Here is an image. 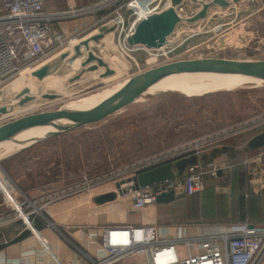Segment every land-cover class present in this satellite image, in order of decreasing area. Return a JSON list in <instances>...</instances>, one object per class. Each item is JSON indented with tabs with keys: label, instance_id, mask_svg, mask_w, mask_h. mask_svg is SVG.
Listing matches in <instances>:
<instances>
[{
	"label": "rangeland",
	"instance_id": "1",
	"mask_svg": "<svg viewBox=\"0 0 264 264\" xmlns=\"http://www.w3.org/2000/svg\"><path fill=\"white\" fill-rule=\"evenodd\" d=\"M170 3L168 0V6ZM194 5L189 2L184 3L182 14L188 13L195 7ZM242 16L218 26L216 32L220 34L232 30L234 34L232 32L225 35L229 39L235 35L238 36L241 31L243 36L244 29L240 26L243 23ZM185 25L187 24H178L167 44L166 52L170 61L201 56L264 59V29H254L253 35L245 44L213 45L214 40H211L210 45H207L209 47H205V45H198L199 39L195 38L190 31L195 28V24L191 23L190 26L187 25L188 27ZM238 26L242 28L239 27L240 30L237 33L233 29ZM107 29L109 28L99 29V33H104L102 37L104 40L99 45H95L94 49L111 68L114 70L117 68L118 72L101 77L100 73L104 71V68H101L86 71L79 78H75L83 67L80 63L76 68V63H73L74 72L67 79L61 78L72 71L71 63H67L59 72L50 74L57 75L56 78L62 85L66 84V90L61 91L59 98L43 97L44 93L58 91L40 85L30 92L35 96L34 99L21 105V97L18 95L26 88V85L18 88L13 81L22 75V70L26 67L34 68L38 62L30 66L22 65L20 71L0 84V107L6 106L9 108L8 113H12L11 116L5 115L4 118L57 109L64 103L80 100L86 94L163 64L165 56L164 54L161 56L162 52L146 46L137 51H131L124 46L123 40L122 43L119 42L116 34L108 35L110 30ZM214 36L213 32L207 33V37ZM76 38L80 39L69 41V38L65 37V43L48 46L46 49L49 51L45 49V56L41 61L63 49H66L65 54L71 53L72 59L77 58H74L76 51L72 45L79 43L83 37L78 35ZM84 57H86L85 53ZM36 78L40 81L38 77ZM243 85L232 90L193 96L176 91L145 93L135 102L101 121L76 127L60 135L46 137L8 157L0 158V170L4 173L2 178L9 183L13 198L23 203L25 212L34 211L30 201H36L40 207L44 205L45 200L42 197L46 194L40 193L49 187L50 182L53 186L50 189H56L80 180L85 174L93 176L96 173L126 165L141 156L198 138L204 133L263 111L264 85L259 87H243ZM0 151L4 152V148L0 147ZM103 189H116V186L109 183ZM33 196L35 198L31 199ZM0 197L12 205L1 185Z\"/></svg>",
	"mask_w": 264,
	"mask_h": 264
},
{
	"label": "built area",
	"instance_id": "2",
	"mask_svg": "<svg viewBox=\"0 0 264 264\" xmlns=\"http://www.w3.org/2000/svg\"><path fill=\"white\" fill-rule=\"evenodd\" d=\"M186 2L192 3L190 0L184 1ZM46 3L47 0H0V84L20 71L22 65L30 66L38 62L34 66L38 68L48 46L65 43L62 33L52 35L50 24L54 21L103 14L100 18L101 25L114 27L108 35L116 34L120 43L123 40L125 47L137 51L145 46L129 45L127 37L132 35L139 21L168 7V0H97L85 5L70 4L62 9H47ZM194 6L185 14H182L183 7L180 6L178 12L182 17L192 16L202 5ZM74 37L69 41L79 40ZM166 47L167 45L153 48L162 52L161 56L164 54L166 58L164 57L163 63L170 61ZM9 119L12 118L5 120ZM263 125L264 110L204 133L198 138L141 156L126 165L93 176L85 174L80 180L47 193L42 197L45 202L41 207L36 201H30L31 205L34 211L42 212L45 205L77 195H88L92 200L95 195L110 191L103 189L109 183H121L120 187L124 192L120 194L117 186L114 191L129 199L134 208L154 203L158 195L172 189L176 191L179 187L186 194L192 195L203 189L206 176L216 177L222 170H231L233 167L231 162L224 159L202 160L201 155L205 149L219 146L234 136ZM192 154L198 160L190 163L182 176L139 188L129 180L140 172ZM243 164L251 175L252 191L262 193L264 152L245 156ZM10 202L13 212L0 215V226L19 216L37 234L30 218L34 211L25 212L23 203L15 198L11 197ZM92 237L101 246L100 251L90 257L88 264H264V225L250 222L202 224L195 231L180 229L174 235L162 231L156 223L103 226L93 232ZM43 245L48 249L46 242ZM56 264L64 263L56 258Z\"/></svg>",
	"mask_w": 264,
	"mask_h": 264
},
{
	"label": "crops",
	"instance_id": "3",
	"mask_svg": "<svg viewBox=\"0 0 264 264\" xmlns=\"http://www.w3.org/2000/svg\"><path fill=\"white\" fill-rule=\"evenodd\" d=\"M94 1L96 0H47L46 8L62 9L70 4L85 5ZM236 6L239 10L234 9L233 13L228 14L227 8L215 5L209 10L207 18L193 23L195 28L191 33L199 39L198 45L209 47L207 45H210L211 40H214L213 45L245 44L250 40L254 29H264V0H241ZM102 16L103 14L88 15L72 21H67L70 19L64 22L54 21L50 24L51 33L52 35L63 33L69 39L71 35L75 36V39H80L76 38L78 35L83 38L89 37L99 33V29L107 28L101 25ZM241 16L243 23L240 26L244 29L243 36L241 31L240 37L235 35L229 39L225 35L232 33V30L220 34L216 32L218 26L237 20ZM210 17L214 18L211 23ZM186 24L190 26L191 23ZM206 24L210 25L208 29L204 28ZM187 25L185 26L188 27ZM240 26L233 30L238 33L242 28ZM201 27H203L202 31H200ZM212 32L215 36L207 37V33ZM228 39L229 43H227ZM103 40L100 38L91 41L90 48L98 54L94 46L99 45ZM74 45H72L73 49ZM65 50L52 54L38 66L44 63L50 64L48 77L54 79L49 85L43 84V86L55 89L58 93L66 90V84L62 85L56 78L57 75L50 74L59 72L67 63H71L72 71L61 77L67 79L75 70L73 62L82 61V57L72 59L71 53L65 55ZM46 51L48 52L49 49ZM82 51L86 53L87 49L83 47ZM70 60L72 62H68ZM20 76L14 79V84L21 80L23 76ZM24 78L35 77H30L28 74ZM6 114L0 115V124L6 121L4 119ZM261 134H264V125L234 136L219 146L205 149L201 155L202 160L224 159L231 162L233 167L231 170H222L216 177L206 176L203 189L192 195L186 194L183 188L179 187L176 189V198L173 201L154 202L143 208H134L130 200L124 197L97 203L95 197L98 195L92 200L88 195H77L45 205L42 212L38 210L31 212L30 218L37 234L18 216L14 221L0 226V264H56V258L64 264H88L90 257L95 256L101 246L92 237V233L103 226L156 223L162 231L174 235L180 229L195 231L202 224L250 222L264 225V191L259 194L252 191V178L243 164L245 156L264 152V143L253 146V142ZM3 175L0 170V185L8 197L13 198L9 183L2 178ZM48 186L45 191H41V195L53 190L50 189L53 187L52 182L48 183ZM108 190L110 191L107 192H111L114 189ZM11 211L13 212L11 205L0 197V215ZM42 241L47 243L49 250L44 247Z\"/></svg>",
	"mask_w": 264,
	"mask_h": 264
},
{
	"label": "water",
	"instance_id": "4",
	"mask_svg": "<svg viewBox=\"0 0 264 264\" xmlns=\"http://www.w3.org/2000/svg\"><path fill=\"white\" fill-rule=\"evenodd\" d=\"M184 1L186 0H170V6L139 21L132 35L127 37V43L129 45L141 44L148 48H160L170 42L169 37L175 33L178 24L194 23L207 18L209 10L215 5L227 8L229 14L234 9L238 10L236 5L241 2V0H211L209 2L190 0V2L201 4L202 6L194 15L182 17L178 12V8L182 6ZM213 19V17L209 18L210 23L213 22ZM209 27V24L204 25L205 29ZM107 30L112 31L114 27H110ZM190 31L193 32L192 30ZM103 36V32L93 34L81 39L79 43L74 45L76 51L74 58L78 56L84 57L82 48L87 49L85 53L86 57L81 62L83 69L75 78H79L86 71H94L101 68H104V71L100 73L101 77L111 76L115 73V70L109 66L108 62L90 48L91 41L98 40ZM49 69L50 64L44 63L35 69L32 74L39 79H43L49 74ZM195 72L239 73L264 79V59L201 56L169 61L133 75L116 92L89 109L71 110L60 106L57 109L43 110L6 120L0 124V142L14 137L17 133L27 128L54 123L61 119H68L71 123L59 127L50 136L60 135L76 127L101 121L135 102L140 96L145 94L149 87L159 80L175 74ZM30 92L31 89L26 87L19 93L18 96L21 97V105L34 99L35 96L30 94ZM43 97L56 99L60 97V93L47 92L43 94ZM6 113H8V107L1 106L0 115ZM197 160V156L192 154L179 158L174 162H167L140 172L129 180H132L135 187L139 188L167 179H173L176 176H182L187 166ZM120 184L118 183L117 187L119 193L122 194L124 189H121ZM117 196L116 191H111L98 195L95 197V201L97 203H104L114 200ZM175 198L176 191L172 189L158 195L156 202H170Z\"/></svg>",
	"mask_w": 264,
	"mask_h": 264
},
{
	"label": "bare ground",
	"instance_id": "5",
	"mask_svg": "<svg viewBox=\"0 0 264 264\" xmlns=\"http://www.w3.org/2000/svg\"><path fill=\"white\" fill-rule=\"evenodd\" d=\"M76 62H78V64ZM73 63H76V65L79 66L80 61L75 60ZM27 69H32V68L26 67L24 70ZM24 70H22V72ZM34 70L35 69H33V71ZM33 71L28 73L30 74V77H35L32 74ZM48 76L49 75H47L43 79H40V81H37L36 77L32 79L24 78V80L21 81L16 86H18L19 88L22 85H26V87H29L32 91L37 89L40 85L43 84L49 85L54 78ZM256 78H260V79H256ZM126 80L116 83L114 85L104 87L89 94H86L80 100H72L67 103H64L61 107L71 110L89 109L100 103L105 98L112 95L114 92H116L120 87L124 85ZM242 85L243 87H249V86L259 87L264 85V79L257 76H251V75H245L239 73H223V72L180 73V74L167 76L159 80L151 87H149L145 93L155 94L160 91H169V92L176 91L184 95L193 96V95H201L207 92L232 90L235 88H240ZM69 123H71L70 120L61 119L54 123L34 126L20 131L14 137L0 142V147L4 148V152L0 151V158L2 159L8 157L13 153L20 151L24 147L29 146L38 140L49 137L59 127H62L63 125Z\"/></svg>",
	"mask_w": 264,
	"mask_h": 264
},
{
	"label": "trees",
	"instance_id": "6",
	"mask_svg": "<svg viewBox=\"0 0 264 264\" xmlns=\"http://www.w3.org/2000/svg\"><path fill=\"white\" fill-rule=\"evenodd\" d=\"M264 143V134H261L259 136V138H257L254 142H253V146H258L260 144Z\"/></svg>",
	"mask_w": 264,
	"mask_h": 264
},
{
	"label": "flooded vegetation",
	"instance_id": "7",
	"mask_svg": "<svg viewBox=\"0 0 264 264\" xmlns=\"http://www.w3.org/2000/svg\"><path fill=\"white\" fill-rule=\"evenodd\" d=\"M83 39V38H82ZM77 64H78V62H76ZM77 66V65H76ZM116 69V72H118V69L117 68H115ZM31 71V69H27V70H24L21 74L23 75V77L21 78V80H19V82L17 83V84H19L21 81H23L24 79V77L27 75V73H29ZM17 84H15V86L17 85ZM56 85H57V83H56ZM62 88H60V90H61Z\"/></svg>",
	"mask_w": 264,
	"mask_h": 264
}]
</instances>
